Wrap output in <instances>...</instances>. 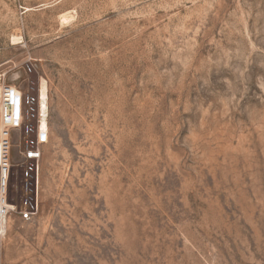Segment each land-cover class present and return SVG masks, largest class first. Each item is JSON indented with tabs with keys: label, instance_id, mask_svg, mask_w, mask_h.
<instances>
[{
	"label": "rangeland",
	"instance_id": "obj_1",
	"mask_svg": "<svg viewBox=\"0 0 264 264\" xmlns=\"http://www.w3.org/2000/svg\"><path fill=\"white\" fill-rule=\"evenodd\" d=\"M3 82L49 133L0 264H264V0H0Z\"/></svg>",
	"mask_w": 264,
	"mask_h": 264
},
{
	"label": "built area",
	"instance_id": "obj_2",
	"mask_svg": "<svg viewBox=\"0 0 264 264\" xmlns=\"http://www.w3.org/2000/svg\"><path fill=\"white\" fill-rule=\"evenodd\" d=\"M30 69L27 66L26 71ZM40 101V88L32 94L23 93L12 84H0V239L5 238L12 218L29 222L38 214L39 162L49 133L48 107L42 110ZM15 137L24 180L23 196L18 202L9 196L11 146Z\"/></svg>",
	"mask_w": 264,
	"mask_h": 264
},
{
	"label": "bare ground",
	"instance_id": "obj_3",
	"mask_svg": "<svg viewBox=\"0 0 264 264\" xmlns=\"http://www.w3.org/2000/svg\"><path fill=\"white\" fill-rule=\"evenodd\" d=\"M69 18H70V16H69ZM62 19L63 20L68 19V15H63ZM13 76H14L13 80L16 81L19 78L20 75L14 74ZM40 94H41V101L40 102H41V107H42V110H43L46 107V105H47V99H46L47 98V93H46V85H45V83H43L41 85V87H40ZM15 98L18 99V97H15ZM44 124H45V120H42V126H44Z\"/></svg>",
	"mask_w": 264,
	"mask_h": 264
}]
</instances>
